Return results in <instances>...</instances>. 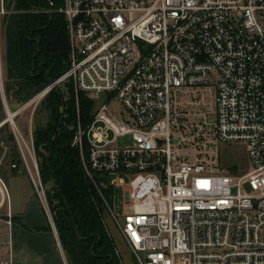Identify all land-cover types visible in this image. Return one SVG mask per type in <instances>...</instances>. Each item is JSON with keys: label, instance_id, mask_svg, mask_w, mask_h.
I'll return each instance as SVG.
<instances>
[{"label": "built area", "instance_id": "1", "mask_svg": "<svg viewBox=\"0 0 264 264\" xmlns=\"http://www.w3.org/2000/svg\"><path fill=\"white\" fill-rule=\"evenodd\" d=\"M57 10L69 67L56 82L70 78L102 99L72 144L94 183L97 175L102 187L121 186L122 222L103 198L104 209L134 262L264 264V0H63ZM205 87L213 102L202 100L199 127L213 114L210 135L245 144L243 175L188 156L196 133L180 128L176 97ZM113 98L126 116L113 117ZM109 132L131 134L133 145H114Z\"/></svg>", "mask_w": 264, "mask_h": 264}, {"label": "trees", "instance_id": "2", "mask_svg": "<svg viewBox=\"0 0 264 264\" xmlns=\"http://www.w3.org/2000/svg\"><path fill=\"white\" fill-rule=\"evenodd\" d=\"M62 4L63 0H2L4 95L14 112L11 99L23 105L50 86L36 105L35 115L44 113L47 121L41 125L35 120L33 145L41 182L52 181L45 197L68 264H122L101 216L103 198L109 200L112 189L102 187L97 175L95 183L87 176L80 150L72 144L77 121L85 129L92 120L90 103L85 104L84 92L78 91L75 115L74 106L67 107L74 98L66 100L56 82L69 67L66 20L57 10ZM68 115L71 123H66Z\"/></svg>", "mask_w": 264, "mask_h": 264}, {"label": "crops", "instance_id": "3", "mask_svg": "<svg viewBox=\"0 0 264 264\" xmlns=\"http://www.w3.org/2000/svg\"><path fill=\"white\" fill-rule=\"evenodd\" d=\"M0 0V260L13 264H68L47 202L37 192L39 179L33 145V122L15 110L14 130L2 108L12 112L3 89L5 39ZM33 100V98L31 99ZM39 100H37L36 105ZM35 105V106H36ZM6 112V111H5ZM6 114V113H5ZM28 126V128H27ZM14 165V166H12ZM46 204V205H45ZM53 223V226H52Z\"/></svg>", "mask_w": 264, "mask_h": 264}, {"label": "rangeland", "instance_id": "4", "mask_svg": "<svg viewBox=\"0 0 264 264\" xmlns=\"http://www.w3.org/2000/svg\"><path fill=\"white\" fill-rule=\"evenodd\" d=\"M215 78H216L215 73L211 72L208 81L209 84H212L215 81ZM58 89L61 93L64 94L66 100L69 99V97H72V100L74 98V102H73L74 105L67 101V107L70 108L71 110H73L74 108L75 111L74 113L76 115V113L78 112L77 104L80 95L78 94V91H76L74 84L69 79L65 78L61 80V82L60 81L58 82ZM211 92L207 87H205L201 89V91L192 92L189 95L178 93L176 97V99L180 101L177 108L178 112L180 113V118H179L180 128L184 133H186L189 136L191 134L196 133V135L194 136L196 142V150H191L189 147H187L188 156L191 157L193 155L191 153H195L197 155L205 157L206 161L210 165H212L215 170L227 171L237 176L243 175L251 169V164L249 162V158L247 157L245 144L241 142L217 141L213 137V135H210V133H212L210 129V123L213 121V114H209L207 116L206 118L207 124L204 125V128L199 127L200 113L209 110L208 105H202V100H205L207 102H213V97ZM82 95L85 104L90 103L87 107L89 109L90 114L93 115L98 105L102 101V99L94 98L86 93ZM39 97H40L39 95H36L33 97V100H30L24 103L23 105H21L22 103H17L16 99L14 98L11 99L13 104L12 107L14 108L16 107V109H19L20 111L18 117L20 118L21 121L25 122V129H23L25 132H26V124L29 120H32L33 127L35 126V120H39V123L41 125H44L45 122L47 121V117L44 113L41 114L39 113L37 116L35 115V111H37V108L35 106L36 102L37 100L41 99L42 96L40 98ZM102 97L104 98L103 100H105L107 98V95L103 94ZM72 106L74 107L72 108ZM109 108L111 114L116 119L121 118V116H126L125 111L122 110L121 105L117 102L115 98L110 100ZM2 111H3V116L6 117L5 108H2ZM120 112H122V115H120L121 114ZM69 117L70 116L68 115L66 119V123H71L70 119L68 120ZM74 118L72 120H74ZM14 120L15 118L13 117V121ZM7 126L11 130L15 129L14 125H12L9 121H7ZM75 126L77 127V130L79 127L80 128L83 127L80 125L79 121H77ZM108 135L111 141L113 142V144L118 147H126L133 145V139L131 134L114 135L112 132H109ZM36 181L38 182V185L39 183L41 184L42 190L44 191V195L45 192L47 190H50V188L52 187L51 180H48L45 184H43L39 177V179H37ZM241 190L242 192H246V193L250 192V188L245 182V180L242 182ZM43 199H45V202H47L46 197ZM109 201L114 214L117 216L118 220L122 222L123 216L126 213V209L124 205V193L119 184L113 186V189L111 190V194L109 197ZM101 216L105 229L107 230L109 236L113 240L115 246V252L118 255L121 263L136 264L127 248V245L125 244L123 238L121 237V234L119 233L115 221L109 216V214L105 209L103 210Z\"/></svg>", "mask_w": 264, "mask_h": 264}, {"label": "bare ground", "instance_id": "5", "mask_svg": "<svg viewBox=\"0 0 264 264\" xmlns=\"http://www.w3.org/2000/svg\"><path fill=\"white\" fill-rule=\"evenodd\" d=\"M14 112H11L9 113V116L7 117V119L5 118L6 121H9L12 125H14V122H13V117H14Z\"/></svg>", "mask_w": 264, "mask_h": 264}, {"label": "water", "instance_id": "6", "mask_svg": "<svg viewBox=\"0 0 264 264\" xmlns=\"http://www.w3.org/2000/svg\"><path fill=\"white\" fill-rule=\"evenodd\" d=\"M9 113H10V111L6 108V119H7V117L9 116ZM17 113V111H14V115Z\"/></svg>", "mask_w": 264, "mask_h": 264}]
</instances>
